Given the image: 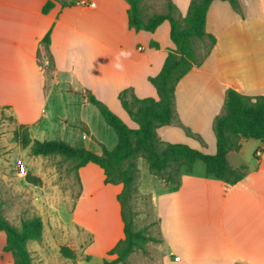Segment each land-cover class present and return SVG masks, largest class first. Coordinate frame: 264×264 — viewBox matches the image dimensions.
Wrapping results in <instances>:
<instances>
[{"label": "crops", "instance_id": "1", "mask_svg": "<svg viewBox=\"0 0 264 264\" xmlns=\"http://www.w3.org/2000/svg\"><path fill=\"white\" fill-rule=\"evenodd\" d=\"M47 1L0 0V132L12 137L22 124L32 138L62 139L101 153L100 143L115 146L117 135L87 94L136 128L118 94L129 88L139 98H157L148 78L174 48L169 22L152 32L135 31L128 26L126 0H52L54 6L44 13ZM166 1L141 0L144 15L165 12ZM171 1L183 17L191 0ZM238 1L240 10L225 0L210 3L205 30L216 41L201 64L178 82L173 118L157 129L164 143L213 154V122L227 90L264 95V0ZM148 8L152 11L146 15ZM48 32L47 51L42 39ZM42 53L50 66L40 61ZM143 159L136 161L138 171ZM227 160L234 169L244 167L237 182L207 175L205 164L196 160L181 168L176 189L152 174L146 161L149 177L138 173V184L154 206L156 233L149 235L156 240L148 242L146 253L132 252L117 264H264V143L243 138ZM16 165L17 174L25 177V163ZM93 165L78 169L80 188L68 216L38 212L42 237L27 243L33 264H102L115 257L107 252L124 237L117 200L122 184L104 183L103 170ZM1 233L0 264H14ZM61 246L73 250L75 259L64 257Z\"/></svg>", "mask_w": 264, "mask_h": 264}, {"label": "trees", "instance_id": "2", "mask_svg": "<svg viewBox=\"0 0 264 264\" xmlns=\"http://www.w3.org/2000/svg\"><path fill=\"white\" fill-rule=\"evenodd\" d=\"M212 1L191 0L186 14L179 17L171 0L166 1L165 12L149 16L144 15L141 0H126L129 28L152 32L163 21H168L169 36L174 48L167 53L160 71L148 78L156 90L157 98H139L129 88L118 94L121 106L136 123V128H130L93 94H87L88 101L97 107L117 135V143L113 148L100 143L101 153H95L83 145H71L62 139H35L31 137L28 127L22 124L12 131V140L23 148L29 147L33 156L59 155L72 163L77 176L80 167L95 163L103 170L104 183L122 184L117 200L121 206L124 237L107 252L115 257L104 259L102 264L124 263L132 252L139 250L145 253L148 242L156 240L145 228L134 226L135 212L132 210L131 198L135 191L138 157H144L149 171L171 183L173 189L179 185L181 168H189L196 160L205 164L207 175L233 184L244 176V167L232 168L227 160L228 152L239 150L243 138L258 139L264 143V95L248 96L233 88L227 90L223 109L213 122L215 153H204L184 143H164L158 135L157 129L170 123L173 118L178 82L193 65L201 64L215 44L214 36L205 30L206 14ZM225 1L240 10L238 0ZM53 6L54 2L48 0L42 11L47 13ZM203 40H208L209 48L204 55L199 56L196 43ZM42 42L48 51L50 32ZM152 45L156 46L154 42ZM49 57L51 59L50 54ZM184 129L193 135L188 128ZM25 178L34 185L42 183L41 178L29 172L25 173ZM42 230L43 223L39 215L24 218L16 226L7 219L0 206V231L5 234L4 251L12 254L14 264H33L27 243L40 240ZM60 252L66 258L75 259L74 251L68 246H61Z\"/></svg>", "mask_w": 264, "mask_h": 264}, {"label": "rangeland", "instance_id": "3", "mask_svg": "<svg viewBox=\"0 0 264 264\" xmlns=\"http://www.w3.org/2000/svg\"><path fill=\"white\" fill-rule=\"evenodd\" d=\"M148 9L145 11L146 15L152 11L150 8ZM208 48V40L197 41L196 51L199 56L204 55ZM40 61L44 64L49 62L50 66V60L46 53L41 54ZM45 71L46 76L50 78L49 69L46 68ZM129 120L130 118L128 123ZM130 122L132 121L130 120ZM30 130L33 132L34 128H30ZM110 130L115 134L112 129ZM0 134V206L7 219L9 218L12 224L19 226L22 219L38 214V212L45 213L47 217H51L53 214L58 217L68 216L70 206L78 194L81 183L79 174L77 176L72 168V163L59 155L33 156L30 154L29 147L23 148L18 145L6 131H2ZM37 139H39L38 136ZM18 160L25 163L30 174L41 178L40 185L27 182L22 173L17 174ZM142 162H144V167L140 162L135 191L131 198L132 210L135 212L134 226L145 228L148 234H155L156 219L150 194L142 193L139 190L142 182L140 181L138 184V173L141 178L142 175L143 178L144 176L149 177L146 161L143 159ZM200 163L203 164L202 161ZM93 166L102 172L97 165ZM20 171H24V168ZM143 181L147 182V179ZM170 185L172 184L170 183ZM84 264L87 263L84 262Z\"/></svg>", "mask_w": 264, "mask_h": 264}, {"label": "built area", "instance_id": "4", "mask_svg": "<svg viewBox=\"0 0 264 264\" xmlns=\"http://www.w3.org/2000/svg\"><path fill=\"white\" fill-rule=\"evenodd\" d=\"M91 5H93V3H90ZM257 155H260L261 154V151L260 150H258L257 152ZM176 259H179V257L177 256V257H175Z\"/></svg>", "mask_w": 264, "mask_h": 264}]
</instances>
